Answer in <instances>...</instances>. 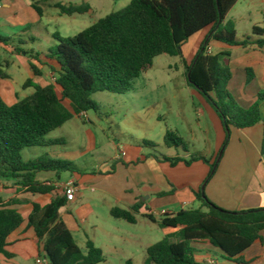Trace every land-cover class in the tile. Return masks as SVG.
Wrapping results in <instances>:
<instances>
[{
  "label": "trees",
  "instance_id": "trees-1",
  "mask_svg": "<svg viewBox=\"0 0 264 264\" xmlns=\"http://www.w3.org/2000/svg\"><path fill=\"white\" fill-rule=\"evenodd\" d=\"M239 1L132 0L122 10L109 14L73 38L56 37L58 44L48 50L45 61L40 59L41 53L32 57L41 66L47 63L55 75L54 84L41 86L27 80L23 88H33L34 93L13 105H8L0 94V179L18 180L23 189L33 195L54 194L56 188L40 182L38 174L75 173L76 166L48 156L26 162L22 153L27 149H47L60 144L47 136L70 122L74 115L98 111L93 95L129 92L132 82L151 69L157 57L183 58V46L193 36L208 29V39L186 69L188 83L214 106L225 128V145L232 128L243 130L260 124L263 121L261 104L264 103V93L259 94L258 101L250 108L241 107L227 90L233 77L228 66L231 54L207 53L213 40L232 47H264V39L253 41L249 37L240 41L235 24L227 19ZM54 8L69 17L94 12L85 2L80 5L59 3ZM37 10L42 15V11ZM253 31L258 37L264 35L260 28ZM9 42V38L0 35V46L7 47ZM25 44L26 41H20L21 46ZM14 51L24 53L21 47H15ZM9 65L8 62L5 66L0 63V80L9 79L4 70ZM31 67L36 77L42 76L38 66L31 64ZM246 73L247 83H251L255 78L253 69L248 68ZM164 141L169 148L181 147L187 152L183 140L172 132L166 133ZM145 144L154 148L151 143ZM261 154L264 158V141ZM154 158L172 166L182 162L191 166L202 161L211 167L207 182L219 168V155L214 162L201 155H191L189 159ZM197 198L202 203L199 209L166 214L159 221L147 217L161 228L174 232L147 249L145 264H211L197 260L192 247L196 243L211 245L227 262L249 264L245 252L257 243H264V208L231 212L212 203L202 190ZM68 202L63 193H56L46 206L34 204L28 223L41 243L44 255L40 256H45L49 264L105 263L101 249L88 240L83 251L61 221L60 212ZM16 203L0 204V253L3 254H6L9 236L25 222L19 211L13 208ZM139 210L140 204L131 210L114 208L110 214L116 220L136 225ZM126 264L133 262L127 261Z\"/></svg>",
  "mask_w": 264,
  "mask_h": 264
},
{
  "label": "rangeland",
  "instance_id": "rangeland-1",
  "mask_svg": "<svg viewBox=\"0 0 264 264\" xmlns=\"http://www.w3.org/2000/svg\"><path fill=\"white\" fill-rule=\"evenodd\" d=\"M84 2L91 5L94 11L92 14L69 17L54 8L59 3L80 5ZM6 4L10 6L7 7ZM127 5V1L123 0H0V35L10 39L7 47L0 46V63L4 66L7 62L10 64L4 68L10 80H0L3 100L8 105H13L34 92L32 88H23L31 76L24 63L38 53L43 54L41 58L44 60L48 50L58 44L56 37L73 38ZM31 7L32 13L27 10ZM37 8L42 11V15ZM227 19L235 24L239 38L258 37L254 35L253 29L260 28L264 32V3L262 0H241ZM22 40L26 44L21 46ZM15 47H21L24 53L15 52ZM228 66L233 77L227 90L241 107L250 108L258 101L259 94L264 93L260 77L247 83L244 65L237 62ZM260 73L261 71L258 74ZM48 80L54 84L51 75ZM211 97L215 99L214 95ZM92 99L98 104V111H89L85 117L74 115L70 122L47 136V139L59 141L60 144L48 149H27L22 153L24 160L48 156L52 160L73 163L91 172L92 169H109L117 157L127 164V160L134 155L186 159L191 155H201L211 162L219 155L217 163L219 168L223 163L222 171L228 159L231 162L245 160L248 156L243 152H252L248 146L238 142L236 130L233 128L228 135V144L225 145L226 133L219 125V115L209 99L190 86L179 57H157L153 67L135 79L131 90L125 94L100 92L93 95ZM64 103L68 105V102ZM261 105L264 121V103ZM213 115H217L215 119ZM168 131L183 140L187 152L181 147L169 148L165 144ZM145 143L153 144L154 148ZM242 168L245 171L250 169L249 163L244 161ZM174 173L181 179V170ZM61 176L66 181L70 178V173H63ZM208 177L201 187L202 191L208 184ZM100 188L93 185L83 189V199L71 208L74 215L67 214V209H63L60 212L61 217L75 230L81 228L78 223L82 218L77 215L76 209L82 208L81 214H85L86 205L99 206L105 217L103 223L106 230L125 235L132 240L131 243L123 245V249L129 253L124 259L107 252L106 264H126L129 260L133 264H145L147 248L160 242L167 235V231L140 213L137 214V225L111 218L107 205L96 201V197L101 194ZM199 192H196L195 209L202 206L197 198ZM151 201L158 203L156 197ZM154 208L157 209V206ZM155 216L159 218L163 214L156 213ZM77 236L79 241L83 238L81 235ZM100 238L101 242L109 241L107 235L103 234ZM192 247L197 258L207 256L198 245ZM248 255L260 257L256 264H264V245L257 246Z\"/></svg>",
  "mask_w": 264,
  "mask_h": 264
},
{
  "label": "crops",
  "instance_id": "crops-1",
  "mask_svg": "<svg viewBox=\"0 0 264 264\" xmlns=\"http://www.w3.org/2000/svg\"><path fill=\"white\" fill-rule=\"evenodd\" d=\"M123 1H127L129 5L132 0ZM262 2L264 3V0ZM6 6L9 7L10 5L6 4ZM27 10L30 13L33 12L32 7L27 8ZM209 35L210 29L200 32L183 46L181 65L184 68L185 75L187 67L192 64ZM238 39L240 41L244 40L239 38V36ZM252 39L256 41L264 38L254 36ZM226 52L231 54V58L228 61L230 66L238 62L245 66V70L248 68L253 69L255 80L260 77L264 85V47L259 48L256 45L232 47L213 40L207 48V53L210 55ZM40 59L45 61V58L43 60L40 57ZM44 63L45 65L41 66L34 59H28V62L24 63L31 75L29 79L41 86L51 84L48 80L49 75L55 79L54 73L49 70L47 63ZM31 64L38 66L42 73L41 77L34 75ZM50 64L53 65L52 63ZM259 71H261L260 74H258ZM9 80L10 78L6 81ZM16 98L18 99V95H16ZM66 106L69 108V103ZM213 116L215 119L217 115ZM219 125L225 131L221 118L219 119ZM233 129L236 130L238 142L248 146L252 152H243L244 155L246 154L248 156V159L246 158L245 160L238 159L231 162V159H228L227 163L223 165L222 171L223 163H221L216 175L208 182L203 191L212 203L227 211L244 212L262 209L264 208V158L261 154V149L264 141V121L252 128L243 130ZM115 159V163L109 169L102 171L92 169L91 172H88L84 168L76 166L77 172L70 173V178L66 181L62 179L61 175L57 176L53 172L39 173L37 178L40 182L56 188L55 193L50 195H33L27 192L26 189H23L18 180H2L0 184V204L17 201L13 208L19 211L25 219V222L9 236L5 248L6 254L0 253V264H35L37 257L44 255L41 243L34 229L29 226V216L33 212L34 204H39L43 207L46 206L51 202L52 197L56 193H63V185L69 182L74 183L77 194L76 200L74 202H68V205L63 208L67 209V214L74 215V211L71 208L83 199V189L85 190L91 188L93 185H98L101 187V194L96 197V201L107 205L111 218L110 212L114 208L131 210L140 204L139 213L144 218L151 216L159 221L163 216L156 218V213L162 215L165 212L168 215H172L182 210L195 209L193 207L195 205L196 192L201 191V187L210 173V166L202 161L195 162L191 166H187L183 162L177 166H172L167 162H159L151 156L140 157L134 155L133 158L127 160V164L119 157ZM244 161L250 165V169L246 171L242 168ZM177 170H181V179H178L177 174L174 173L175 171L178 172ZM153 197H156L158 203H152L151 200ZM141 198L144 199L141 200ZM155 206L159 210L155 209ZM86 207L85 214H81L82 208L76 209L77 215L82 218L80 223H78V226L80 225L81 228L75 230L68 226L60 214L61 221L70 230L77 245L85 251L88 240H91L97 248L102 250L105 258L107 252H109L110 255L124 259L129 253L123 249V245L127 242L131 243L132 240H129L125 235L123 236L106 230L103 223L105 217L99 206L86 205ZM166 231L167 234L174 232L173 230ZM103 234L107 235L108 242H101L100 237ZM77 235H81L83 238L79 241ZM193 245H198L199 248H202L203 252L207 253L206 257L203 255L198 258L196 257L198 261H206L211 264H235L225 261L221 257V252L211 245L201 243ZM263 245L264 243H257L245 252L244 256L249 264H256L260 257L253 255L249 257L248 253L257 246ZM107 262L106 259L103 264Z\"/></svg>",
  "mask_w": 264,
  "mask_h": 264
},
{
  "label": "built area",
  "instance_id": "built-area-1",
  "mask_svg": "<svg viewBox=\"0 0 264 264\" xmlns=\"http://www.w3.org/2000/svg\"><path fill=\"white\" fill-rule=\"evenodd\" d=\"M86 113L82 114L81 117H85ZM2 180L0 179V184ZM63 194L66 196L69 202H74L76 200L77 190L73 182H69L62 187ZM167 213H163L166 215ZM35 264H49V261L45 258V256L37 257Z\"/></svg>",
  "mask_w": 264,
  "mask_h": 264
},
{
  "label": "water",
  "instance_id": "water-1",
  "mask_svg": "<svg viewBox=\"0 0 264 264\" xmlns=\"http://www.w3.org/2000/svg\"><path fill=\"white\" fill-rule=\"evenodd\" d=\"M188 77H189V80H190V74L188 75ZM197 89V88H196ZM222 156V153H221V155H220V157Z\"/></svg>",
  "mask_w": 264,
  "mask_h": 264
}]
</instances>
